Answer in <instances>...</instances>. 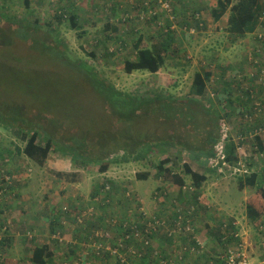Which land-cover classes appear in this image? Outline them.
Masks as SVG:
<instances>
[{"label": "rangeland", "instance_id": "1", "mask_svg": "<svg viewBox=\"0 0 264 264\" xmlns=\"http://www.w3.org/2000/svg\"><path fill=\"white\" fill-rule=\"evenodd\" d=\"M28 1L29 5L25 6L24 0H0V29L11 33L23 23H32V27L37 23L36 40H41L49 48L64 52L71 64L79 63L90 67L97 78L119 92L134 96H149L154 93L169 95L173 98L169 101L170 105L191 113L194 104L186 99L197 98L190 93L193 75L195 72L212 73L201 101L206 108L208 104L214 106L220 112V118L216 116L211 122L200 121L183 126L177 119L178 113L169 112L166 118L157 120L153 113L147 118V112L137 125V130L142 133L139 138L157 140L175 131L192 137L195 147L205 148L202 141L206 135L214 133L215 137L216 134L218 137L220 135V144L224 145L230 139L239 146L236 151L239 160H244L248 155L253 157L254 153H257L255 157L264 156V150L257 152L253 136V129L258 128V122L264 118V14L253 33L236 38L226 30L228 12L219 21L213 20L211 9L216 6V0H55L54 4L51 0ZM262 4L264 6V0ZM62 8L77 16L76 28L69 26L67 18L59 23L52 17L53 12ZM62 15L65 17L68 14ZM151 15L153 16L150 17ZM107 25L114 27V30L111 27L107 29ZM26 30L29 32V29ZM168 32L172 36L169 42L164 40ZM12 38V34H8L4 37L6 42L0 41L2 112L9 108L16 113L25 114L27 111L33 119L47 120L48 126L57 123L55 129L66 131L63 132L64 139L79 137L83 133H87L84 134L87 138L88 135L95 137L104 127L108 130L114 128L115 124L111 121L114 122L117 118L107 115L111 112L110 104L103 102L101 96L89 87L81 72L75 71L70 63L69 66H64L55 59L48 62L44 49L35 43L13 41ZM138 38H141V42L135 48ZM164 44L165 49L161 47ZM144 49L153 51V54L160 50L164 64L155 73H126L125 62L135 61L139 52ZM91 54L94 56H90ZM258 84L261 89L257 92ZM250 91L252 97L257 96L262 102L258 103L260 108L254 109L256 114H252L250 100L244 98ZM243 115L250 118L244 119ZM216 127L218 131H215ZM41 132L45 135L51 134L47 127ZM261 134L264 136V131ZM188 136L187 139H190ZM262 139L264 141V137ZM116 140L118 141L115 142ZM122 143L121 138L116 137L110 149L114 145L120 147ZM21 145L23 146L13 131L0 126V172L2 171L1 176L6 175L9 178L6 188L11 187V192L15 193L12 197L13 193L9 190L0 202V222H6L8 229L13 232L9 236L11 243L9 242L8 248L4 247L0 252V264H32L33 247L49 244L51 228L48 221L53 209H60L58 218L68 222L64 220L63 231H57L59 235L56 239L50 235V241L58 243L57 247L51 248L56 253L52 264H58L59 254H67L65 251L68 246L73 251L71 258L74 259L75 251L80 250L79 247L85 249L88 241L79 239L76 233L71 236L70 233L77 228L69 225L67 211L73 215L78 211L87 213V208L92 207L96 213L94 217L102 219L106 209L97 208L91 200V194L95 182L103 183L105 179L118 181L126 188L125 195L120 193V196L114 198H118V202L126 203L127 197L131 206L125 209L126 207L116 205L113 212L137 211L146 218L168 215L174 200L181 206L184 205L181 202H186L180 191L195 196L192 181L184 173V163L193 172L206 177L199 197L208 198L207 201H210L209 205L203 203L206 210H198L199 207L197 209V222L192 238L198 245V254L189 250L190 255L201 256L209 251L214 258L212 264L216 261L219 264L225 248L216 242L215 236L218 233L222 236L221 233L226 231L225 226L228 228V219L232 214L239 221L236 222V233L241 241L247 243L251 262L259 263L257 260L263 255L260 253H264L255 245L253 239L258 233H262L258 244L264 247V228L260 229L264 223L261 226H258V220L249 223L243 202V198L248 201L251 197L258 196V185L239 189L238 179L245 176L231 175L229 168L210 166L209 161L202 165L184 156L185 153L179 162H176L177 154L173 151L154 155L152 160L155 163L168 157L170 162L164 168L185 178V186L180 190L170 181L156 178L155 168H143L136 163L119 167L109 165L106 173L99 174L97 165H86V168H82L83 166L72 163L69 158L54 153L53 150L40 166L16 152V146ZM249 157L247 165L254 169L253 161ZM65 173L75 176L68 177ZM137 173H147V180H135ZM262 187L264 189V183ZM240 191L246 193L240 194ZM72 193L75 195L72 196ZM68 196L76 203L64 202L68 200ZM215 203L226 207L228 211L214 205ZM231 207L233 209L230 210ZM218 210L220 214L214 216L213 211ZM13 221L15 224L11 225ZM4 229L7 228L0 231V248L4 239L1 232ZM196 229H199L197 233ZM27 231L29 235L24 237L23 234ZM205 232L210 233L208 237L204 235ZM234 243L229 241L228 244L234 247ZM107 247L114 251L106 243V250ZM86 249L89 253L93 250L88 245Z\"/></svg>", "mask_w": 264, "mask_h": 264}, {"label": "trees", "instance_id": "2", "mask_svg": "<svg viewBox=\"0 0 264 264\" xmlns=\"http://www.w3.org/2000/svg\"><path fill=\"white\" fill-rule=\"evenodd\" d=\"M24 4L25 6H28L29 1L24 0ZM52 4H54V1H52ZM59 12H61V14H55ZM227 12V32L236 38L244 37L247 34L253 33L260 24L259 19L264 14V6L262 4V0H216V6L211 9V16L213 20L217 22L222 17H224ZM63 13H67L68 15L63 17ZM52 14V17L57 19L59 23H61L63 19L67 18L71 28L77 27V16L75 14L73 15L68 13L66 9H57L56 12H53ZM152 16L153 15L150 17ZM34 22H37V20ZM30 24L32 23H29V25H24L23 23L20 26L14 28L15 30L11 31V33H6V30L0 29V41H5L4 37L8 34H12L13 41H30V43H35L36 46L43 48L44 53L47 54L45 56L48 58V62L55 59L57 60L56 62H59L64 66H69L70 62L65 57L64 52L56 48H49L45 43L41 42V40H36L35 29L37 27V23H34L33 27ZM25 27L29 29V32ZM31 27L32 32L30 30ZM106 27H108L107 29H110L111 27L114 30V27L111 25H107ZM11 30H13V28ZM171 39L172 36L168 32L164 40L169 42ZM140 42L141 38H138L134 45L135 48H137ZM165 42L166 41H164V43ZM165 44L161 45V47L164 49L166 48ZM106 53L108 54V52ZM161 53L162 52L158 50V52H154L153 54V51L144 49L139 52L135 61L125 62L124 70L126 73H131L132 71H148L149 73H155L160 68V66L164 64V57L160 55ZM90 56L94 55L91 54ZM70 65L75 71H79L85 76L89 87L101 96L103 102L107 101L110 104L109 107L111 112L110 114L107 113V115L117 118L113 122L108 116V119L114 123L115 126L112 130H108L106 127H104V129L100 131L95 137L88 135L87 138V133H83L79 137H66L64 139L62 136L63 132L66 131L55 129L54 126L57 123L48 126L46 123L47 120L43 121L39 119H33L32 115H29L27 111L24 114L16 113L11 108L4 109L3 112L0 110L1 128L13 131L18 140L23 144V146L21 145L20 147L16 146V152L24 155V157H26L29 161L35 162L36 164L42 166L47 159L48 154L54 150V153H60L61 156L69 158L72 163L78 166H83L82 168L97 165V172L99 174L106 173L108 171L109 165L119 167L130 163H136L140 164V166L143 168H155L156 178L164 181H170L172 184L178 186L179 189L182 190V188L185 186V178L181 177L177 173H174L168 168H164V165L168 164L170 159L165 157L159 162L155 163L152 160L154 155H162L173 151L175 154H177L178 160L176 162H179L183 158L182 154L185 153L183 154L184 156L195 162L197 161L202 165L207 163L209 159L216 157L215 146H217L220 142V135L218 137L216 134L215 137L214 133H207V137L205 139L203 138L204 140L202 141L203 145L205 146V148H203V146L195 147L192 137L184 134L181 135L175 131L167 133V135H165V137L162 139L155 140L150 138L148 140H143L139 138L142 133L137 130L139 119L143 117V114H147V112H149V114L145 115L147 118L150 116V113H153V117H156L157 120L162 117L166 118L169 112L178 113L177 119H179V124L183 126H190V123L193 122H211L216 118V116L220 118V112L214 106L208 104L206 108L201 101L205 96L206 84L212 76V73L209 71H205L203 73L195 72L193 75L190 93L197 98L186 99L188 102L194 104V106L191 108V113L189 111L187 113V111H183L181 108H176L170 105L169 101L173 100V98L169 95L154 93L149 96H134L127 93H122L113 89L102 79L97 78L96 73L90 67L81 65L79 63H70ZM263 83L264 76L262 77V84ZM244 98L250 100L249 103H251L252 114L256 113L254 108H260L259 102L261 101H259V97H252V92L250 91L246 96H244ZM251 107H249V110ZM249 115L251 116V114ZM261 121L262 120L258 122L259 127L254 128L253 132L256 131L257 133V131H264V122L261 123ZM38 124L41 126H38ZM46 127L49 129V131L51 130V134L49 133L45 135L41 132V130L45 129ZM191 127L194 129L193 126ZM216 129L217 127L215 128V131ZM84 134L86 135L84 136ZM186 136H188L190 139H187ZM116 137L121 138L123 142L122 146L116 147V145H114L112 149H110L112 141ZM259 138V135H255L257 152L262 150L261 140ZM117 141L118 140L115 142ZM238 147L239 146L230 139L225 141L223 145L225 163L236 165V163L239 161V157L236 153ZM256 155L257 153H254V156ZM249 158L252 159V157ZM221 164L222 162L219 163L216 168L222 167ZM182 167L184 169V173L188 175L192 181L193 190L195 192L194 196L193 194L186 195L187 193L180 191L182 196L186 198V202L181 203H183V206H186L188 209L189 206L196 204L195 201H198L200 188L202 183L206 180V177L199 173L193 172L189 165L185 163L182 165ZM134 178L135 180L142 182L147 180L148 175L147 173H137L135 174ZM117 182L118 181L115 180L105 179L103 183L95 182L93 186L94 189H92L91 194L92 202H94V205H96L97 208L102 210L106 209L102 219L101 217H94L96 213L92 207L87 208L91 209V215L88 217H86L87 215L83 217L81 223L78 221V218L81 217L82 211H78L74 213V215L67 211L69 225L77 228L75 231L76 236L79 239L88 241L87 245L90 243V246L94 241H99L101 245L99 251L94 252V250H92L89 253V251L86 249L87 245H85V249L79 247L80 250L75 251V257L73 259L71 258L73 251L68 252L66 250L65 252L67 254H65V256H63V254H59L60 260L58 264H181L187 258H190L191 255L189 249L193 248L194 251L198 249V245L192 238L194 229L190 233L179 234L178 236L168 234L169 230H171L175 223L174 221L176 220L178 214L177 210L179 209V206H181L180 203L174 200L168 215H163L161 218H159L158 215L146 218L143 213L137 211L132 212L131 210H128L124 213H119L118 211L113 212V208L116 205H119L121 208L126 207L125 209L131 207L127 197L126 203L118 202V198H114L120 196V193L125 195L127 191L125 187H122L120 183ZM238 182L239 189H242L246 186L254 187L258 185L256 187L258 196L256 195L253 198L251 197L247 201L246 214L250 223L251 221L255 222L258 220V226H261L262 223H264V189L262 187V184L264 183V177L259 175V173H253L249 176H245L243 179L239 178ZM9 190L11 191V187L8 186L5 193H7ZM163 204L165 205V202H163ZM58 214H60V209H53V214L49 217L48 222L51 232L58 231L61 233L63 231L62 223H64L65 219L62 218L63 221H61V218H58ZM180 214L184 218L183 224L188 223L191 226L193 225V228L195 227L197 222L195 211H193L191 215H188L184 211H181ZM156 219L165 221V226L160 228V226L151 225ZM101 221H103V224ZM14 224L15 221L11 222V225ZM0 225H3V228H7L1 232V234H4V239L1 242V252L4 250V247L8 248L9 242L11 243V237L9 236L12 235L13 232L8 229L6 222H2ZM133 227L141 232L138 237L135 236L136 231H132ZM166 227H168V229ZM263 228L264 225L260 227V229ZM225 229L227 230V226H225ZM228 229L233 230L232 224L228 225ZM98 231H101L104 235L109 232L112 236L107 238L102 234L101 238L95 237L94 234ZM14 232L20 235L19 232L15 230ZM233 234L234 233H231L228 236L221 238V241L224 242L225 250L227 246H230L228 244L229 241H234L235 243L239 241V238L235 239L232 236ZM28 235V231L23 234L24 237H27ZM261 235L262 233H258L257 236L253 237V239L255 245H258L262 249L261 251H264V247L258 244L259 236ZM30 236L31 237L29 239L32 238V235ZM141 236H143L142 240H140ZM106 243L112 248H116L117 252L112 254L110 251L105 250ZM174 243L177 245H173ZM47 248V245L35 246L31 255V263L52 264V254L51 252H48ZM131 252L134 253L132 254ZM225 253L226 251L223 252V255ZM260 254L263 255L258 258V260L256 259L257 262L264 260V253L261 252ZM251 259L252 258L250 257V260ZM220 262L221 264H224L223 258L220 260Z\"/></svg>", "mask_w": 264, "mask_h": 264}, {"label": "built area", "instance_id": "3", "mask_svg": "<svg viewBox=\"0 0 264 264\" xmlns=\"http://www.w3.org/2000/svg\"><path fill=\"white\" fill-rule=\"evenodd\" d=\"M51 1H55V0H51ZM166 8H165V10H167ZM254 109L256 110V108H254ZM254 114H256V113H254ZM246 118H249V116L248 115L244 116V119H246ZM261 132L262 131H257V133H256V131H254L253 136L260 135ZM237 149H239V148H237ZM248 157H249V155L245 156L243 158L244 160H239L236 163V165L235 164L232 165V164L225 163L224 162V155H223V145L219 143L217 145V147H216V157L213 158V159H210L209 160V164H210V166L214 165V167H216L217 165H219V163L222 162V164H221L222 167H226L227 169L229 168L228 171L230 172L231 175H234V176L243 175L242 177H244V176H249V175H251L253 173H259V175H262L264 177V156L260 155L259 157H255V156L252 157L254 169H249V167L247 165ZM8 183H9V178L6 175L2 176V180L0 181V193H5L6 186L8 185ZM181 207H184V209L181 208ZM195 209H196V207L194 205L189 206L188 209H187L186 206H179V209L177 210L178 214H177L176 220L174 221L175 223H174L173 227L171 228V230H169L168 234L174 235V236H178L179 234L192 232L193 231V225L191 226L188 223L187 224H183V219L184 218H183V216L180 213H181V211H184L188 215L189 214L191 215V213L193 211H195ZM90 215H91V209H88L87 213L86 212L82 213L81 217L78 218V221L81 223L83 217H85V216L88 217ZM164 222L165 221H163V220L156 219V220H154V222L151 225L160 226V228H161V227L165 226ZM166 228L168 229V227H166ZM132 231H136L135 232V236H137V237L141 233L135 227H133ZM102 234L103 233L101 231H98V232H96L94 234V236L101 238ZM104 236L107 237V238H110V235L108 234V232ZM232 236L235 239L239 238L238 233H234ZM142 237L143 236L140 237V240L143 239ZM88 247H92L94 252H95V251H99V249L101 248V245H100L99 241H94L91 244V246H90V243H89ZM112 249H114V251L108 249V247H107L108 251H110L112 254H115L117 252V249L116 248H112ZM189 250L193 251V248H191ZM225 251H226V253L222 256L224 264H264V260H262L259 263H252L251 262L250 256L248 255V252H247V246H246L245 242L241 241L240 239L234 245V247L227 246ZM131 253L133 254L134 252H131Z\"/></svg>", "mask_w": 264, "mask_h": 264}, {"label": "crops", "instance_id": "4", "mask_svg": "<svg viewBox=\"0 0 264 264\" xmlns=\"http://www.w3.org/2000/svg\"><path fill=\"white\" fill-rule=\"evenodd\" d=\"M261 85V84H260ZM259 89H261V87L259 86V84H258V87H257V92L259 91ZM246 99V98H245ZM262 122H264V118H263V120L261 121V123ZM264 124V123H263ZM259 139L261 140V145H262V150H264V141H263V139H262V137H264V136H262V134H260L259 135ZM256 146V145H255ZM256 149H257V146H256ZM262 150H260V151H262ZM253 156H254V154H253ZM66 175L65 176H68V177H73L72 175V173H65ZM2 171L0 172V181L2 180ZM243 189H245V188H243ZM11 192V191H10ZM11 193H13L11 196L12 197H14L15 196V193L14 192H11ZM246 192L245 191H240V194H245ZM5 194L6 193H0V202H1V200H2V198L3 197H5ZM75 195V193H72V196H74ZM247 198H249V197H247ZM195 200V199H194ZM208 200V198H202L201 196L198 198V201H195V203L196 204H193L195 207H196V211H195V214H196V212H197V209H198V207H199V209L198 210H206L205 209V206L203 205V203H205V204H207V205H209L208 203L210 202V201H207ZM76 201H78V200H76ZM64 202H67V203H71V204H74V203H76L74 200H72V199H69V196H68V200H66V201H64ZM243 202H244V206L246 207L247 206V199L245 198H243ZM3 203H4V201H3ZM242 203V202H241ZM71 204H70V206H71ZM83 204L81 203V207H83L82 206ZM214 205H216V206H220L219 204H214ZM14 207H15V205H14ZM233 207V206H232ZM230 208V210L231 209H233V208ZM16 208V207H15ZM220 208L221 209H224V210H226V211H228L227 210V208L226 207H221L220 206ZM217 209H218V207H217ZM64 211H67V210H64ZM219 211L220 210H218L217 212H215V211H213V214H214V216H216V214H218L219 213ZM220 214V213H219ZM222 214V213H221ZM208 217V216H207ZM31 219H33L32 217H30ZM208 218H210V217H208ZM62 219V218H61ZM86 221V220H85ZM65 222H67V220H65ZM64 222V223H65ZM236 222H239L238 220H237V218L234 216V214H232L231 215V217H230V219H228V224H232V227H233V230H229L228 228H227V230L226 231H224V232H222L221 234H222V236L221 235H219V233L215 236V240H216V242L218 241V243L219 244H222L223 246H224V242L223 241H221V238L222 237H224V236H228L229 234H231V233H236L235 231H237L238 229H237V225H236ZM2 222H0V224H1ZM250 223V222H249ZM205 227H207V225L205 226ZM2 229H3V225H0V231H2ZM218 229V231H219V228H217ZM199 229H196V233H197V231H198ZM216 230V229H215ZM109 233V232H108ZM71 234V236L73 235V234H75V232H71L70 233ZM208 234H210V233H204V235H207V237H208ZM50 235H53V238H57L58 237V232L57 231H54V232H50ZM50 235H49V244H45V245H47V250H48V252H51V254H52V260H53V262H54V255L56 254L55 253V250H53V249H51V248H54V247H57L58 245V243H56V241H53V242H51L50 240ZM109 235H110V233H109ZM221 241V242H220ZM244 242V241H243ZM247 244V243H246ZM60 245V244H59ZM225 247V246H224ZM254 247V246H253ZM33 248H35V246L33 247ZM71 247L70 246H68V248H67V251L68 252H71L72 250L70 249ZM34 250V249H33ZM212 251H213V249H212ZM85 252V251H84ZM198 251L196 250V254H198L197 253ZM201 253H203V251H200ZM209 253V254H208ZM213 253H215L214 251H213ZM215 254H217V253H215ZM212 261H214V258L212 257V255H211V253L209 252V251H206V254L205 255H201V256H198V255H195V256H191L190 258H187L184 262H182L181 264H212ZM214 264H218V262L216 261ZM219 264H221V262L219 263Z\"/></svg>", "mask_w": 264, "mask_h": 264}]
</instances>
